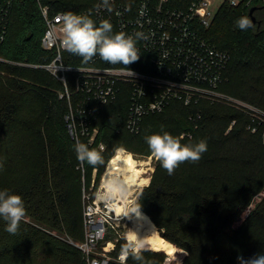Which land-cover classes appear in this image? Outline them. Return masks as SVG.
<instances>
[{
  "label": "trees",
  "instance_id": "16d2710c",
  "mask_svg": "<svg viewBox=\"0 0 264 264\" xmlns=\"http://www.w3.org/2000/svg\"><path fill=\"white\" fill-rule=\"evenodd\" d=\"M39 2L52 13L95 21L99 0H15L6 20L0 16V190L20 195L27 212L16 235L5 231L0 219V264H87L75 244L85 239L83 188L91 187L95 170L96 182L100 179L116 149L151 156L145 137L162 131L178 137L186 133L182 143L203 139L208 145L199 162L182 163L173 175L157 160L145 188L150 180L136 168V181L144 188L137 207L164 237L162 251L186 250L184 264H238L237 256L264 254V197L258 200L264 191V144L261 131L247 129V115L208 101L189 107L173 103L146 117L134 135L125 126L129 98L123 94L92 124L100 130L96 143L82 141L97 150L105 144L104 164L80 163L66 119L69 105L59 96L62 84L46 70L21 65L54 58L41 44L46 24ZM241 16L252 20L249 9L224 5L206 35L230 56L221 90L264 109V17L241 31L236 26ZM70 54L69 64H84ZM198 113L202 120L196 128L190 116ZM140 254L142 261L130 257L131 264H163L165 259L157 252Z\"/></svg>",
  "mask_w": 264,
  "mask_h": 264
},
{
  "label": "built area",
  "instance_id": "2783aa9c",
  "mask_svg": "<svg viewBox=\"0 0 264 264\" xmlns=\"http://www.w3.org/2000/svg\"><path fill=\"white\" fill-rule=\"evenodd\" d=\"M14 1L1 0L2 21L6 20ZM206 1L99 0L93 11L97 25L107 20L113 26V33L141 34L137 41L140 59L128 66L109 64L98 55L84 64H69L70 52L61 45L62 21L67 12L52 13L49 6L39 2L46 24L41 44L54 58L45 64L21 65L46 70L62 84L59 96L68 102L66 119L70 135L77 142L87 139L93 146L100 130L92 124L101 110L127 94L129 108L125 126L131 134L140 133L146 117L163 113L173 103L189 107L208 101L232 106L247 115V129L252 133L261 131L264 144V109L221 90L230 56L215 47L206 35L216 18ZM227 4L250 11L257 7L255 14L264 10V0H227ZM78 59L82 60L80 56ZM190 120L198 128L202 115H191ZM236 123L233 121L228 132ZM101 145L104 151L106 146L101 143L99 148ZM96 175L97 170L95 179ZM95 179L91 187L83 188L85 239L77 247L87 264H111L110 246L114 249L116 244L105 246L103 242L110 228L118 230L115 242L123 237L119 222H115L121 216L112 210L107 193L102 189L95 192ZM263 197L264 191L258 200ZM252 208L253 205L249 211ZM166 254L163 264H184L188 257V252L180 248ZM119 259L125 261L121 254Z\"/></svg>",
  "mask_w": 264,
  "mask_h": 264
},
{
  "label": "clouds",
  "instance_id": "9594fccd",
  "mask_svg": "<svg viewBox=\"0 0 264 264\" xmlns=\"http://www.w3.org/2000/svg\"><path fill=\"white\" fill-rule=\"evenodd\" d=\"M63 38L61 45L70 53L80 56L83 62L91 61L97 55L109 64H122L128 66L140 59L137 41L141 34L135 36L125 32L113 33V26L107 20L99 25L87 15L66 13L63 16ZM236 26L241 31H247L254 27L252 20L247 16H241L236 20ZM131 75L134 73L130 70ZM183 137L174 136L167 131L153 133L145 137V142L150 153L157 159L161 167L169 175L185 162L197 163L207 151V141L201 139L197 143H182ZM74 151L80 163L90 166L104 164L102 155L103 145L100 150L90 148L87 143L77 142ZM116 151H124L119 148ZM115 187H123L118 177L112 178ZM138 207V211H139ZM26 207L23 198L9 192L0 190V219L6 222L5 231L16 235L20 230L21 222L26 216ZM127 243L121 249V259L127 260L131 255L136 261H142L140 254L143 244L135 236L127 237ZM238 264H264V254L258 253L245 259L237 256Z\"/></svg>",
  "mask_w": 264,
  "mask_h": 264
},
{
  "label": "bare ground",
  "instance_id": "6f19581e",
  "mask_svg": "<svg viewBox=\"0 0 264 264\" xmlns=\"http://www.w3.org/2000/svg\"><path fill=\"white\" fill-rule=\"evenodd\" d=\"M139 163L140 161L132 158L131 154H118L117 152L106 169L104 185H106V182H109L110 185L115 187L112 183V178L123 175L120 180L123 185L122 188L120 187V193L122 196L119 197L117 195L118 201H115L111 205L112 210L119 216H126V210L132 209L130 207V203L132 202L130 198L131 196L135 197V194L139 191V184L134 177V169ZM107 189L108 193L112 194L108 187ZM113 196L116 197V194ZM117 208L121 211H117ZM131 236L140 239L143 247L145 246L147 249L149 248L155 251H160L165 246V240L160 236L156 225L148 214L142 210L137 211L135 215L134 225L130 229L127 237Z\"/></svg>",
  "mask_w": 264,
  "mask_h": 264
},
{
  "label": "rangeland",
  "instance_id": "374dc122",
  "mask_svg": "<svg viewBox=\"0 0 264 264\" xmlns=\"http://www.w3.org/2000/svg\"><path fill=\"white\" fill-rule=\"evenodd\" d=\"M227 4V0H207L206 1V5L208 6V9L211 10L213 12V16L214 18L217 16V14L219 13L220 9ZM261 12V11H259ZM256 13L254 14L258 20V16L259 17H264V10L262 13ZM252 18V17H251ZM259 21V20H258ZM48 72V71H47ZM50 73V72H49ZM51 74V73H50ZM124 149V148H122ZM127 153H130L132 158L140 161L139 164H137V166L139 168H142L143 169V172L141 174V176L144 178V179H149L150 181L147 182V184L144 186V188L151 182V179H152V175L155 171V164L157 162V159H155L153 157V155L151 156H142V155H139V154H135V153H132L130 152L129 150H126L124 149ZM118 151L115 152L114 156L117 154ZM113 157V156H112ZM111 161V160H110ZM110 162L107 163L105 169L103 170V173L100 177L99 180H97V182L95 181V192H97L98 190L102 189V192L103 193H107V200L111 201L112 203L115 202V201H118L117 199V195L120 197L122 196L121 193H120V187H113L112 185H110L109 182H106V185H104V175H105V172H106V169L108 167ZM140 165V166H139ZM136 166V168H137ZM136 168L134 169L135 172H134V177H135V173H136ZM98 172V171H97ZM123 175H119L118 178L119 180H121ZM136 179V178H135ZM96 180V179H95ZM107 187L109 188V190L111 191V196L108 195V192H107ZM143 188V190H144ZM142 190V191H143ZM140 192H141V187L139 186V191L135 194L136 196H139L140 195ZM139 193V194H138ZM116 194V197H114L113 195ZM134 195V196H135ZM133 197L131 196V200L132 202L130 203V207L133 209H129V210H126L127 211V215L126 217L124 216H121L119 217L120 220H116L115 222L118 223L119 222V226L122 228L123 230V237L118 241V242H115L116 239L118 238V230L117 229H113V228H110V231L107 235V238L104 242V245L106 246L107 244H112L113 242L116 244L115 248L112 249L113 247L110 246V249L112 250L111 252V264H131L130 262V259L132 258V256L130 255L127 260L125 261H121L119 259V256L121 254V249L122 247L127 243V236H128V233L130 232V229L132 228V226L134 225V219H135V215L138 211V207H137V198L138 197ZM83 198V197H82ZM141 210V209H139ZM117 211H121L119 208H117ZM143 211V210H142ZM146 213V212H145ZM113 216L115 217L116 215L113 214ZM125 226V227H124ZM158 229V227H157ZM158 232L160 234V236L162 237V234L160 232V230L158 229ZM164 238V237H162ZM75 244H78V243H75ZM165 244H166V241H165ZM179 248L176 246V249ZM164 249V248H163ZM162 249V250H163ZM155 251V250H152V249H147V247H142L141 248V251H151V252H157V253H161L164 255V257H166V252L164 251ZM131 257V258H130Z\"/></svg>",
  "mask_w": 264,
  "mask_h": 264
},
{
  "label": "water",
  "instance_id": "95a60500",
  "mask_svg": "<svg viewBox=\"0 0 264 264\" xmlns=\"http://www.w3.org/2000/svg\"><path fill=\"white\" fill-rule=\"evenodd\" d=\"M0 2H1V0H0ZM257 10H258L257 7L252 8L251 11H250V16L252 17V21L255 24H260V22L257 20L256 16L254 15Z\"/></svg>",
  "mask_w": 264,
  "mask_h": 264
}]
</instances>
